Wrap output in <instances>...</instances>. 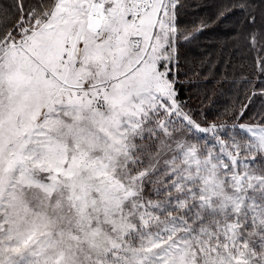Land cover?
I'll list each match as a JSON object with an SVG mask.
<instances>
[{"label":"snow or ice","instance_id":"1","mask_svg":"<svg viewBox=\"0 0 264 264\" xmlns=\"http://www.w3.org/2000/svg\"><path fill=\"white\" fill-rule=\"evenodd\" d=\"M189 6L0 0V264H264V0L211 21L251 58L211 120Z\"/></svg>","mask_w":264,"mask_h":264},{"label":"trees","instance_id":"2","mask_svg":"<svg viewBox=\"0 0 264 264\" xmlns=\"http://www.w3.org/2000/svg\"><path fill=\"white\" fill-rule=\"evenodd\" d=\"M225 2L226 0H188L190 6L181 17L182 23L190 26L198 24L201 19H208L210 22L205 31L184 44L181 50L183 67L189 73L188 77L182 79L190 78L192 81L184 84L182 96L194 110L205 113L209 120L235 100L237 85L232 81L238 79L242 72L251 71L248 53L227 42L230 26L239 18L240 13H233L214 25L211 23ZM197 72L199 75H194ZM255 104H260L259 98L255 100Z\"/></svg>","mask_w":264,"mask_h":264},{"label":"rangeland","instance_id":"3","mask_svg":"<svg viewBox=\"0 0 264 264\" xmlns=\"http://www.w3.org/2000/svg\"><path fill=\"white\" fill-rule=\"evenodd\" d=\"M190 5V4H189ZM190 11V10H189ZM184 22V21H183ZM210 23V22H209ZM195 25V24H194ZM189 28H191L192 26H190V25H187ZM184 54H186V53H184Z\"/></svg>","mask_w":264,"mask_h":264}]
</instances>
